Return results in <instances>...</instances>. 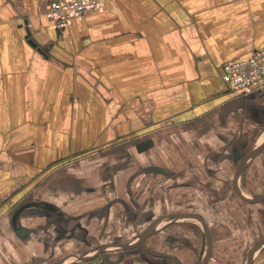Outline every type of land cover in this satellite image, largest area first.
<instances>
[{
	"label": "crops",
	"instance_id": "crops-1",
	"mask_svg": "<svg viewBox=\"0 0 264 264\" xmlns=\"http://www.w3.org/2000/svg\"><path fill=\"white\" fill-rule=\"evenodd\" d=\"M50 2L0 0V264H193L156 254L160 223L148 252L123 246L170 198L197 208L219 166H234L238 198L264 90L234 92L222 67L264 47V0H104L64 30ZM236 182L264 195V146ZM102 230L113 238L80 252Z\"/></svg>",
	"mask_w": 264,
	"mask_h": 264
},
{
	"label": "rangeland",
	"instance_id": "rangeland-1",
	"mask_svg": "<svg viewBox=\"0 0 264 264\" xmlns=\"http://www.w3.org/2000/svg\"><path fill=\"white\" fill-rule=\"evenodd\" d=\"M233 168L234 166H219L217 175L212 182L208 180V182L198 183L197 208H194L195 203L191 205L192 207L190 206L189 197L185 198L183 192L180 200L170 198L169 205L159 206L160 209L157 213L146 214L152 223L166 215H177L183 206L196 211L206 223L213 237L211 257L207 264H245L250 251L264 237V202L250 205L235 196L231 187ZM183 170L187 169L184 167ZM179 201H181V205H179ZM146 215L138 214V218L143 217L138 220H144ZM160 227L163 228L155 235L160 239L162 248L160 246L161 250L156 254L168 256L167 254L181 249L182 255L191 256L193 264L202 262L207 240L197 222L187 219L163 220L157 229ZM140 230L134 231V237L142 235L143 232L140 233ZM111 232L112 230H102L101 235L104 236L102 240L95 238V241L89 242L80 252L92 253L100 247V243L109 242V239L113 238L110 237ZM69 264L74 263L69 262ZM253 264H264V247H261V250L257 252Z\"/></svg>",
	"mask_w": 264,
	"mask_h": 264
},
{
	"label": "built area",
	"instance_id": "built-area-1",
	"mask_svg": "<svg viewBox=\"0 0 264 264\" xmlns=\"http://www.w3.org/2000/svg\"><path fill=\"white\" fill-rule=\"evenodd\" d=\"M104 7V0H51L46 16L56 30ZM222 82L234 92L246 95L264 90V47L245 60L227 62L222 67Z\"/></svg>",
	"mask_w": 264,
	"mask_h": 264
},
{
	"label": "water",
	"instance_id": "water-1",
	"mask_svg": "<svg viewBox=\"0 0 264 264\" xmlns=\"http://www.w3.org/2000/svg\"><path fill=\"white\" fill-rule=\"evenodd\" d=\"M33 44V43H32ZM34 45V44H33ZM264 146V139L261 143V145H259L258 147L254 148L250 153H248L244 159H242V161L240 162V164L238 165L237 169H236V172H235V175H234V188H235V192L238 196V198L246 203H250V204H254V203H258L260 201H262L264 199V195H259L258 197H254V198H247L245 196L242 195V193L240 192L239 188H238V183L236 182L238 180V177L240 175V172L243 168V166L245 165V163L249 160H251L255 155H258L259 151L263 148ZM24 207H22L20 210H18L14 217H13V220L15 221L16 219V216L21 212V210L23 209ZM182 220V219H187V220H193V221H196L200 228L202 229L204 235L206 236V240H207V250H206V253H205V257L202 261L201 264H206L209 256H210V253H211V246H212V239H211V233H210V230L209 228L207 227L206 223L197 215L195 214H177V215H169V216H163L157 220H155L154 222L151 223V225L148 227V229L142 234V236L140 237L139 241L133 245V246H123L124 248H131V247H134L136 245H142L144 243V241L146 239H148V237H150L153 233V227H155L157 224H159L161 221L163 220H168V221H174V220ZM264 246V237L262 239H260L256 245L253 247V249L250 251V253L248 254V257H247V262L246 264H252V261H253V258L255 256V254L260 250V248ZM108 248L110 246H107ZM106 247H102L101 249H99L96 254H101L102 251L105 250ZM80 260L82 261H85L87 260L88 258L84 259V258H79ZM90 259V258H89ZM88 259V260H89Z\"/></svg>",
	"mask_w": 264,
	"mask_h": 264
},
{
	"label": "flooded vegetation",
	"instance_id": "flooded-vegetation-1",
	"mask_svg": "<svg viewBox=\"0 0 264 264\" xmlns=\"http://www.w3.org/2000/svg\"><path fill=\"white\" fill-rule=\"evenodd\" d=\"M138 247H142V249H144L145 250V252H148V250H146L145 248H144V246H143V244L142 245H137ZM99 256H100V253L99 254H96L95 253V255L94 256H92L89 260H90V262H93L94 260H96V259H98L99 258Z\"/></svg>",
	"mask_w": 264,
	"mask_h": 264
}]
</instances>
